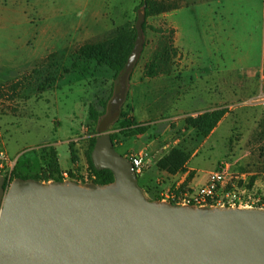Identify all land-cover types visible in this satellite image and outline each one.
I'll list each match as a JSON object with an SVG mask.
<instances>
[{
	"label": "rangeland",
	"instance_id": "obj_1",
	"mask_svg": "<svg viewBox=\"0 0 264 264\" xmlns=\"http://www.w3.org/2000/svg\"><path fill=\"white\" fill-rule=\"evenodd\" d=\"M177 1L181 4L179 9L148 20L149 26L156 30L148 29L142 33V48L130 73L140 80L141 89L144 90L136 95L134 102L137 109L140 110L139 102L144 95L151 98L149 101H154L148 110L152 119L145 125L144 131L151 132L157 142L156 159L167 156L174 149L189 152L191 157L202 144L203 138L194 130L184 133L174 131V137L171 127L178 123L175 118L184 120L186 127V119L204 114L212 108L211 105L221 101L219 95L206 91L208 86L205 81L193 84L200 90L198 92L190 89L188 81V62L195 59H225L220 46H228L226 55L230 66L240 67H231L228 73L229 100L224 104V109L231 114V124L250 129L254 119L264 115V109H261L264 99V0H223L225 2L221 3L218 2L220 0ZM141 3L142 0H0V12L6 28L12 27L14 15L21 17L20 36L15 37L19 45L36 47L38 55L43 56L47 54L43 51L47 47H68L67 51L56 52L58 56L63 55V63L61 58H57L58 61L53 64L57 70L53 73L47 69L49 57L46 60L38 58L36 83L29 82V75H22L19 83H6L0 87V92L4 94L17 95L24 93L27 84H30L27 91L37 95L33 102L17 100L22 106V113L27 106L24 102L37 104L30 112L23 113L22 118L26 117L29 122L21 121L20 131L13 135L16 147L29 146L23 149L19 157L21 164L17 171L25 176L39 175L45 165L43 149H55L51 143L59 141L73 145L78 151L76 166L86 170L89 166L84 152L92 136L104 128L108 133L120 129L121 111L131 116L133 108L128 105V90L125 98H122L120 79L109 67L90 59V55L82 50L87 46L107 45L119 36L133 38ZM212 11L218 14L227 11L230 14L228 45L224 41L226 33L209 32L207 38L204 32L196 37L190 34L187 14ZM234 13L238 19H231ZM8 39L11 37L7 36ZM62 66V74L65 71L68 79L60 85L57 78ZM128 85L129 81L127 89ZM17 101L15 105L19 104ZM104 103L108 104L106 110ZM91 106L104 113L98 125L90 118ZM182 109L186 110L181 117L183 119L180 118ZM225 126L228 127L227 123ZM123 138L127 136L123 135ZM147 144L146 139L138 141L129 138L125 146L138 151ZM242 151L251 153L246 165L250 171L257 173V176L248 178L249 188H261L264 185V147H246ZM59 152L63 167L68 168V146L60 147ZM118 152L122 151L118 149ZM65 154L67 161L64 160ZM12 158L16 159L14 156ZM200 166L210 168V165ZM138 182L141 186V177H138ZM159 195L147 192L146 197L152 201Z\"/></svg>",
	"mask_w": 264,
	"mask_h": 264
},
{
	"label": "water",
	"instance_id": "obj_2",
	"mask_svg": "<svg viewBox=\"0 0 264 264\" xmlns=\"http://www.w3.org/2000/svg\"><path fill=\"white\" fill-rule=\"evenodd\" d=\"M144 12L122 98L142 48ZM92 161L114 182L15 179L6 189L0 176V264H264V209L149 200L106 128Z\"/></svg>",
	"mask_w": 264,
	"mask_h": 264
},
{
	"label": "crops",
	"instance_id": "obj_3",
	"mask_svg": "<svg viewBox=\"0 0 264 264\" xmlns=\"http://www.w3.org/2000/svg\"><path fill=\"white\" fill-rule=\"evenodd\" d=\"M218 2L221 3L225 1L220 0ZM1 14L2 13L0 12V87L6 83H19L22 79V75H27V77L29 75V82L36 83L37 77L35 74L38 58H41L40 60H46L49 57L47 69L50 70V73L56 71L57 68L53 64L58 61L57 58H61V63H63V55L58 56L56 52H62L68 47L63 48L61 45H59V47L54 45L43 50L47 53L46 55L43 56V54L40 53V55H38V49L36 47H31L29 45H19L16 42L17 39L15 40V37L20 36L21 32L20 15H14L10 25L12 27L6 28L4 16ZM234 15L235 13L231 15V19H238ZM187 17L189 20V31L192 37L193 34L196 37L201 35L202 32H204L206 38L209 32L216 31L221 35L226 33V39L224 41L226 42V45H228L227 33L229 30L228 21L230 19V14L227 11H221L219 14L215 11L204 13L190 12L187 14ZM223 19L226 22H224ZM196 32L197 34H195ZM7 36L11 37V39L6 40ZM221 40L223 42L222 38ZM227 49L228 46H220V52L225 53V59L218 58L216 60L210 59L202 61L195 59L188 62V81L191 85L190 89L194 92H198L199 89H197L196 85L193 84L205 81L204 83L208 86V89L205 88L206 91L212 92L214 95H219L221 99L219 104H214L213 106L211 105L210 107L212 108L207 109L205 113L212 112L217 109H224V104L229 100V69L231 67H240L238 65L230 66V62L226 55ZM195 50L198 49L196 48ZM39 52L42 51L39 50ZM202 69L204 74L202 73ZM62 71L63 66L59 78H57V84L60 85L64 84V82H66L68 79V74L65 73V71L62 74ZM129 82L130 85H128L127 90L130 101H128V105L133 108L130 117L135 121L137 126H145L147 123L151 122L152 117L150 116V112H148V110L150 111V106L151 104H154V101H149L151 98H148V96L144 95L142 101L139 102L140 110H138L134 101L138 93L144 92V90L141 89L142 83H140L139 79H135V77L132 76L129 79ZM27 85L28 86H26L24 93L17 94L18 96L14 93L7 95L3 92H0V99H2V103H0V150L6 151L11 157H19L23 149L29 147L27 145L18 148L16 147V144L13 143V135L20 131L21 121H24V123L29 122L26 117L22 118L23 113L30 112V110H33L37 105L36 103H31L33 102L32 100L37 98V95L36 93L28 92L27 90H29L30 84ZM212 85L214 90L211 89ZM62 89L60 91H62ZM23 99L31 102L28 104L24 102V105L27 106L24 107L25 111L22 113L20 101ZM16 101L19 102L18 105H15ZM262 102L263 105L260 103L259 106L261 107L262 105L261 109H264V99ZM180 113L182 114V116H180L181 118L183 117L184 113L186 114V110L182 109L180 110ZM230 119L231 114L227 111L213 132L208 137L203 138V142L199 149H197L187 161L185 164L186 172L184 173L178 172L173 175L158 168L157 164L164 156H160L159 159H156L154 153L156 155L158 154L157 142L152 136L153 134L149 131H143L139 134L133 133L130 136H127L126 139H124L121 135L116 141V150L118 151V149H120L122 152L118 153L125 157L129 153H140L144 150H149L154 155L156 164L141 177V186L145 192L147 191L161 194L164 190L179 186H191L194 188H199L205 185L210 174L218 170L224 163H228L231 167V171L237 174L244 175L248 178L257 176V173L250 171V167L246 165V161L250 158L249 156L251 153L246 151L241 152V149L246 147H264V115H260L259 117L255 118L253 126L250 129H243V127L238 128L234 126L235 124H231ZM175 120H178V123L175 127L173 125L171 127V134H173L172 136L174 137L176 136L174 131L182 133L188 131L185 127L184 120L181 121L179 118H175ZM226 123L228 127L225 126ZM114 131L119 132L120 130L115 129ZM129 138H134L138 141L146 139L148 144L138 151L132 147L127 148L125 144ZM51 144L55 146L61 170H72L74 164L68 142L59 141ZM65 145L68 146L70 159V166L68 168L63 167L62 157L59 152L60 147H64ZM66 154L64 160L67 161L68 158ZM237 156H240V158L237 159ZM19 164H21L20 160ZM200 165H210V168H200Z\"/></svg>",
	"mask_w": 264,
	"mask_h": 264
},
{
	"label": "trees",
	"instance_id": "obj_4",
	"mask_svg": "<svg viewBox=\"0 0 264 264\" xmlns=\"http://www.w3.org/2000/svg\"><path fill=\"white\" fill-rule=\"evenodd\" d=\"M180 6L181 4L177 0H142L141 7H145V20L142 23L143 33H145L148 29L154 31L156 30L148 24V20L151 17L179 9ZM137 35L138 31L135 27L134 36L131 39L126 36H119L112 39V41L107 45L87 46L84 47L82 51L87 52L88 55H90L88 57L92 60H95L98 64L109 67L115 73V77L119 80L121 76H123L128 60L134 50ZM103 108L104 110L108 109V104L104 103ZM226 113L227 110L225 109H217L212 112L201 114L198 117H190L186 119V129H192L200 136V138H206L213 132ZM103 116L104 113L98 112L93 106L90 107V118L95 125H98L101 122V118ZM119 121L121 123L120 129L118 128L120 131H114L110 133L115 149L116 141L121 135L130 136V134L142 133L145 130V126H137L130 115L124 113L123 111L119 113ZM101 133L102 131H98L92 136L84 154L87 158L89 166L88 170L96 176V180L93 183L107 185L114 182L113 173L110 170H97L92 161V152L96 144V139ZM70 151L73 164L76 165L78 151H75L72 144H70ZM43 157L45 165L39 175L25 176L16 169L14 172V179H35L45 183H49L51 180L55 182H64L61 177L62 170L58 161L56 150L49 147L44 148ZM189 159V152H185L182 149H174L167 156H164L158 162L157 166L160 170L166 171L173 175L178 172L184 173L186 172L185 164ZM5 188L7 189L6 184ZM145 193L147 194V191ZM152 201H161V198L160 196L155 197Z\"/></svg>",
	"mask_w": 264,
	"mask_h": 264
},
{
	"label": "built area",
	"instance_id": "obj_5",
	"mask_svg": "<svg viewBox=\"0 0 264 264\" xmlns=\"http://www.w3.org/2000/svg\"><path fill=\"white\" fill-rule=\"evenodd\" d=\"M19 157L12 158L6 151L0 150V176L4 178L7 188L15 180L14 172L19 164ZM126 158L132 164L138 177H142L156 164V159L149 150L129 153ZM61 177L64 181L75 183H93L96 180L95 174L76 165L70 171H62ZM52 182L55 181H49V183ZM160 198L161 201L176 206L196 205L202 208L264 209V185L261 188H249L248 177L233 173L230 165L224 163L218 170L210 174L205 185L199 188L191 186L173 187L164 190L160 194Z\"/></svg>",
	"mask_w": 264,
	"mask_h": 264
}]
</instances>
